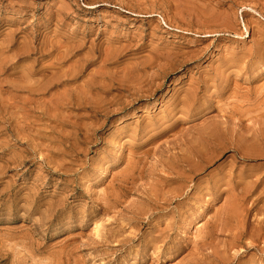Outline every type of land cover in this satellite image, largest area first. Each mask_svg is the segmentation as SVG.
Listing matches in <instances>:
<instances>
[{"label":"rangeland","instance_id":"374dc122","mask_svg":"<svg viewBox=\"0 0 264 264\" xmlns=\"http://www.w3.org/2000/svg\"><path fill=\"white\" fill-rule=\"evenodd\" d=\"M0 264H264V0H0Z\"/></svg>","mask_w":264,"mask_h":264},{"label":"bare ground","instance_id":"6f19581e","mask_svg":"<svg viewBox=\"0 0 264 264\" xmlns=\"http://www.w3.org/2000/svg\"><path fill=\"white\" fill-rule=\"evenodd\" d=\"M146 83H147V82H146ZM230 147H231V146H230ZM207 166H208V165H207ZM190 168H192V167H190ZM193 169H194V168H193ZM201 170H202V169H201ZM201 170H200V171H201ZM184 173H185V172H184ZM184 173H182V175H183ZM196 173H197V172H196ZM196 173H195V174H196ZM185 174H187V173H185ZM177 175H178V174H177ZM179 175H180V174H179ZM187 175H188V174H187ZM182 189H183V188H182Z\"/></svg>","mask_w":264,"mask_h":264}]
</instances>
